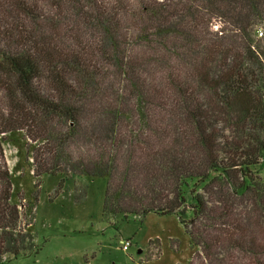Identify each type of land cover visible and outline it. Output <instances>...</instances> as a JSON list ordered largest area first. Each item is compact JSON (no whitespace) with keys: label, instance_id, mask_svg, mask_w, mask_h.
Returning <instances> with one entry per match:
<instances>
[{"label":"trees","instance_id":"16d2710c","mask_svg":"<svg viewBox=\"0 0 264 264\" xmlns=\"http://www.w3.org/2000/svg\"><path fill=\"white\" fill-rule=\"evenodd\" d=\"M110 69L131 89L90 101ZM0 91V145L30 132L38 176L106 178L104 216L174 214L219 264H264V0H0ZM13 194L0 164V264L40 250Z\"/></svg>","mask_w":264,"mask_h":264},{"label":"rangeland","instance_id":"374dc122","mask_svg":"<svg viewBox=\"0 0 264 264\" xmlns=\"http://www.w3.org/2000/svg\"><path fill=\"white\" fill-rule=\"evenodd\" d=\"M150 44L143 51L150 57L159 54L158 42ZM110 71L103 78L105 90L101 94L93 91L90 101H101L102 94L104 101H116L113 91L122 89L120 92L127 94L131 89L118 71ZM123 97L125 101H136L135 96ZM8 104L0 91V112L6 114ZM28 134L30 132L23 130L11 136L3 135L0 145V164L13 172V202L20 211L19 226L30 233L34 245L40 246L38 253L35 249L24 250L13 259V264H219L217 255L206 256L204 244L192 242L189 232L174 214L104 216L106 178L76 175L61 181V176H38L36 161L45 151L41 143L27 137ZM90 150L93 151V147L83 141L67 149L75 160L88 155ZM258 173L264 180V162ZM190 229L196 232L198 228L190 226ZM121 239L132 240L127 250L122 248ZM219 251L231 253L225 246ZM233 252L239 264L251 263L238 248ZM214 253L211 249L210 255ZM11 257L5 256L6 264ZM225 257L223 252L218 254V258Z\"/></svg>","mask_w":264,"mask_h":264},{"label":"built area","instance_id":"2783aa9c","mask_svg":"<svg viewBox=\"0 0 264 264\" xmlns=\"http://www.w3.org/2000/svg\"><path fill=\"white\" fill-rule=\"evenodd\" d=\"M120 243L122 244V248L124 250H127L131 246L132 240L131 239H121Z\"/></svg>","mask_w":264,"mask_h":264}]
</instances>
